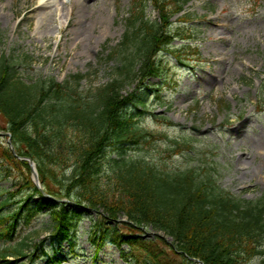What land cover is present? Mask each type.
Masks as SVG:
<instances>
[{
    "label": "trees",
    "instance_id": "obj_1",
    "mask_svg": "<svg viewBox=\"0 0 264 264\" xmlns=\"http://www.w3.org/2000/svg\"><path fill=\"white\" fill-rule=\"evenodd\" d=\"M150 1L158 8L160 19H143L140 9V23L123 43L131 46L132 56L124 55L114 78L102 85L80 89V74L60 83L51 77L27 81L17 65L0 58V117L16 154L34 159L49 195L43 196L33 185L27 162L0 141V168L23 190L21 203L1 216L4 228L0 236L9 233L19 216L28 220L45 208L50 219L48 237L60 245L69 241L89 207L102 210L89 235L95 248L127 244L130 258L147 264H191L189 257L203 264H242L264 252L263 246L260 250L264 245V203L232 196L209 173H201L205 169L198 165L171 169L128 155V142L149 143L154 136L136 128L132 107L144 105L145 81L160 74L154 54L175 38L167 28L170 17L182 9L177 3L171 7L167 0ZM132 79L138 80L139 87L123 95L122 89ZM187 139L183 137L181 144L186 145ZM111 145L115 156L108 160L106 150ZM66 168L70 169L67 175ZM34 195L37 201H32ZM65 197L73 201L72 208L53 199ZM9 198L0 206L7 205ZM147 226L170 236L172 244L156 235L141 237L139 233ZM33 247L24 240L9 251L2 250L1 257L8 251L23 259L29 249L35 256L36 244ZM43 248L39 250L44 253Z\"/></svg>",
    "mask_w": 264,
    "mask_h": 264
},
{
    "label": "rangeland",
    "instance_id": "obj_2",
    "mask_svg": "<svg viewBox=\"0 0 264 264\" xmlns=\"http://www.w3.org/2000/svg\"><path fill=\"white\" fill-rule=\"evenodd\" d=\"M42 2L0 0V56L6 55L15 63L29 57L30 65L25 61L18 64L26 79L53 77L62 81L71 74L84 73V88L104 84L113 76L124 33L132 31L127 19L134 5L142 3L148 19L155 20L158 15L145 0H54L43 8L50 12L45 15L38 13ZM183 6L184 11L172 17L171 29L182 28L188 34L190 28L198 27L193 45L185 50L196 54L188 62L179 61V38L173 41L175 46L159 51L162 74L148 79L146 107L135 123L136 128L157 135L149 143L128 142V153L169 168L203 164L233 195L264 202V0H186ZM67 12L57 31L56 18ZM184 13H189L188 23L178 17ZM138 87L137 79L132 80L122 94ZM138 109H142L139 104ZM3 128L0 117V132H5ZM184 133L193 138V149L177 152L175 139ZM5 140L6 135H0V141ZM106 151L108 160L115 155L113 145ZM69 171L66 168L65 174ZM12 184L0 171V200ZM14 190L17 193L1 207L0 214L19 204L20 192ZM63 199L68 200L64 208L74 206L67 197ZM101 212L88 207L71 241L59 247L47 238L49 214L43 209L30 221L18 220L8 236L2 235L0 250L24 240L31 245L42 240L47 255L37 256L34 262L29 261L36 257L32 255L26 264H50L53 257L63 258L57 264H138L129 259L127 245L118 248L107 244L99 252L90 245L88 233ZM155 234L171 241L150 226L140 232L142 237ZM42 244H37L35 251ZM262 255L253 254L243 264H264ZM5 259L9 264L23 261H16L17 256L9 253ZM3 261L0 257V264Z\"/></svg>",
    "mask_w": 264,
    "mask_h": 264
},
{
    "label": "bare ground",
    "instance_id": "obj_3",
    "mask_svg": "<svg viewBox=\"0 0 264 264\" xmlns=\"http://www.w3.org/2000/svg\"><path fill=\"white\" fill-rule=\"evenodd\" d=\"M54 0H43V4H41V5H43V7H41V8H39L38 9V13H41V14H48V13H50V12H48V11H44L43 10V8H45L46 7V5H47V3H51V2H53ZM67 16H68V12H67V14H65V15H59L57 18H56V21H57V23H58V25H57V27H56V29H57V31H58V28L59 27H61L62 25H63V21L67 18Z\"/></svg>",
    "mask_w": 264,
    "mask_h": 264
},
{
    "label": "water",
    "instance_id": "obj_4",
    "mask_svg": "<svg viewBox=\"0 0 264 264\" xmlns=\"http://www.w3.org/2000/svg\"><path fill=\"white\" fill-rule=\"evenodd\" d=\"M27 159H28V158H27ZM28 161H29L30 166H32V161H30V159H28ZM32 169H33V174H34V176L37 177V176H36V173H35V171H34L33 166H32Z\"/></svg>",
    "mask_w": 264,
    "mask_h": 264
}]
</instances>
